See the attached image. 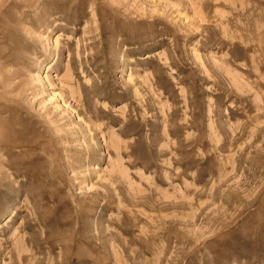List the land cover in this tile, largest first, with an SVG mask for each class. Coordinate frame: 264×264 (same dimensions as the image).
<instances>
[{
	"label": "rangeland",
	"instance_id": "rangeland-1",
	"mask_svg": "<svg viewBox=\"0 0 264 264\" xmlns=\"http://www.w3.org/2000/svg\"><path fill=\"white\" fill-rule=\"evenodd\" d=\"M0 264H264V0H0Z\"/></svg>",
	"mask_w": 264,
	"mask_h": 264
}]
</instances>
